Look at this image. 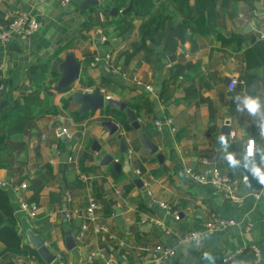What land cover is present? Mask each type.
Returning a JSON list of instances; mask_svg holds the SVG:
<instances>
[{
    "label": "crops",
    "instance_id": "crops-1",
    "mask_svg": "<svg viewBox=\"0 0 264 264\" xmlns=\"http://www.w3.org/2000/svg\"><path fill=\"white\" fill-rule=\"evenodd\" d=\"M62 1L0 0L1 26L21 11L40 23L32 36L0 46V188L13 208L0 229L13 227L22 246L35 251L28 233L41 236L57 255L50 264H82L92 250L93 264H133L154 243L177 248L165 264H210L204 252L214 264H264V184L244 160L247 140L255 139L252 163L264 168V117L237 108L245 94L264 97V0H217L204 12L197 10L200 0H188L190 19L181 0H152L148 12L138 11L137 0ZM153 17L165 28L159 45L143 31ZM68 52L81 63L79 78L58 91L59 66ZM94 90L105 103L125 102L135 111L161 159L141 145L124 113L110 106L81 113L73 94ZM109 123L118 131L110 133ZM225 128L230 140L220 147ZM119 134L128 159L120 153ZM102 151L121 164L120 171L103 162ZM229 152L240 160L235 169L225 159ZM205 157L239 179L242 203L192 178L189 170L202 171ZM91 199L101 205L99 222L108 231L97 234L91 227L79 241ZM214 215L237 224L205 232L199 244L179 246L183 233L201 229ZM69 231L76 241L72 249ZM253 245L263 255L259 262ZM4 248L0 242V264H49L37 251L20 256Z\"/></svg>",
    "mask_w": 264,
    "mask_h": 264
},
{
    "label": "built area",
    "instance_id": "built-area-1",
    "mask_svg": "<svg viewBox=\"0 0 264 264\" xmlns=\"http://www.w3.org/2000/svg\"><path fill=\"white\" fill-rule=\"evenodd\" d=\"M63 4L69 2V0H63ZM40 28L39 21L27 12H18L16 13L10 23L7 26L0 25V46H5L11 42L13 37L18 36L22 39H26L33 34H35ZM110 55L107 56V59L110 60ZM112 59V58H111ZM2 66H0V69ZM233 84H236L237 81L233 80ZM4 85H0V95L3 93ZM151 90V89H150ZM157 127H161V121H156ZM64 132L68 134L67 129H64ZM255 139H248L245 148L244 154L249 146V141ZM255 147V146H254ZM203 164L205 168L202 171L189 170L192 178L200 185H209L212 186L220 195H222L228 201L239 204L244 200V195L241 193V183L239 179L235 176H232L216 166L211 165L209 158L205 157L203 159ZM0 185H4L0 181ZM22 188H26L27 185L23 183ZM22 205L25 208H29L31 215L36 216V208L33 206L31 209L28 203L22 201ZM164 208H169L166 203L161 204ZM101 209V205L94 199L90 200L89 206L87 208L86 214L89 221L88 224H83L77 232V240H82L86 232L92 227L93 231L97 234L107 232V228L103 223L99 222L98 210ZM176 218L178 215L176 214ZM237 221L233 218H225L220 216H212L208 221L204 222L201 229H193L186 231L179 238V246H186L192 244H199L202 240L203 234L205 232H218L227 229L228 227L235 226ZM252 253L254 262H259L263 255L258 246H252ZM177 255V248L172 246L164 245L163 243H154L146 252V256L143 261L133 262V264H165L169 262L173 257ZM96 252L90 251L86 254L82 264H93L95 261ZM231 258V255L224 256L223 262H227Z\"/></svg>",
    "mask_w": 264,
    "mask_h": 264
},
{
    "label": "water",
    "instance_id": "water-1",
    "mask_svg": "<svg viewBox=\"0 0 264 264\" xmlns=\"http://www.w3.org/2000/svg\"><path fill=\"white\" fill-rule=\"evenodd\" d=\"M132 7L129 6L126 11H128ZM124 11V13H126ZM81 69V63H79L75 57V54L73 52H68L65 56L64 61L60 64L59 70L61 73L60 81L56 87V90L60 91L62 89L68 88L72 86L76 80L79 78ZM73 99L77 103L81 105V113L86 112L88 110L97 111L104 109L105 106H110L126 115L127 121L132 123V127L136 129L138 138L140 140L141 145L150 153V154H157L158 158H162V154L158 153L159 147L147 137V135L141 130L140 123L137 118V114L133 109H131L127 103L111 100L108 99L105 103V96L100 93L99 90H94L92 92H75L73 94ZM3 103H0V109L3 107ZM110 130V133H115L118 131V126L109 123L107 124ZM223 135L221 138H223V143L221 142V138L217 139V142L220 143V147H223L225 145H228L230 140V129L225 128L223 130ZM118 143H119V150L120 153L124 155L125 159L129 158L128 154V147L125 144V141L122 138V135L119 134L117 136ZM102 154L104 155V163L106 165L111 166L116 171H120L121 164L115 161L114 157L107 153L106 151H102ZM134 182L136 184H142V181L140 179H135ZM29 241L33 245V247L36 249L39 256L46 262V263H52L56 258L57 255L51 251L50 247L45 243L44 239L33 233L29 232ZM68 240H69V249H72L76 246L75 238L72 236L71 231L68 232Z\"/></svg>",
    "mask_w": 264,
    "mask_h": 264
},
{
    "label": "trees",
    "instance_id": "trees-1",
    "mask_svg": "<svg viewBox=\"0 0 264 264\" xmlns=\"http://www.w3.org/2000/svg\"><path fill=\"white\" fill-rule=\"evenodd\" d=\"M217 0H200L197 6L199 12H204L208 8H214ZM139 12H148L153 7L152 0H137ZM181 9L185 18H191L193 10L188 5V0H181ZM190 25V24H189ZM164 24L158 17H153L147 20L143 24V31L150 34L152 42L156 45L161 44L164 35ZM143 46L147 45V42L143 41ZM13 215V208L9 203L7 191L0 188V226L5 217H11ZM0 242L4 243V251L15 253L20 256H28L35 254L36 251L30 249L28 246H22V239L16 229L13 227H3L0 229Z\"/></svg>",
    "mask_w": 264,
    "mask_h": 264
},
{
    "label": "clouds",
    "instance_id": "clouds-1",
    "mask_svg": "<svg viewBox=\"0 0 264 264\" xmlns=\"http://www.w3.org/2000/svg\"><path fill=\"white\" fill-rule=\"evenodd\" d=\"M236 99L239 101L241 97L238 95ZM242 101V104H237L238 110L241 112L246 110V112L252 116H257L259 114L261 117H264V97L260 96L259 94L253 95L248 93L242 97ZM260 135L264 136V126H261ZM221 142L223 143V138H221ZM254 146L255 141L250 140L249 146L244 154V160L246 162L245 167L250 169L253 175L259 179L261 184H264V168L252 163V159L255 157L257 151L255 150ZM225 159L231 168L235 169L240 164V160L237 159L236 155L233 153L229 152L225 156ZM244 180L245 182H248V177L245 176ZM203 258L204 260L209 261L210 264H214L215 258L210 252H204Z\"/></svg>",
    "mask_w": 264,
    "mask_h": 264
}]
</instances>
